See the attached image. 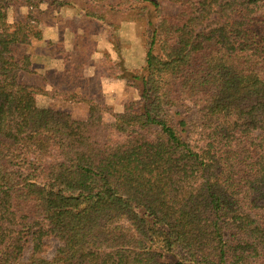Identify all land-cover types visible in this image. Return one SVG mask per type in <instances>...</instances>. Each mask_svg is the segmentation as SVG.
Here are the masks:
<instances>
[{
    "label": "trees",
    "instance_id": "1",
    "mask_svg": "<svg viewBox=\"0 0 264 264\" xmlns=\"http://www.w3.org/2000/svg\"><path fill=\"white\" fill-rule=\"evenodd\" d=\"M44 1L0 0V264H264V0L70 2L100 21L107 74L134 91L112 111L63 51L49 95L85 101L79 117L24 79L48 82ZM14 4L27 10L9 22ZM118 15L144 23L135 68Z\"/></svg>",
    "mask_w": 264,
    "mask_h": 264
},
{
    "label": "crops",
    "instance_id": "2",
    "mask_svg": "<svg viewBox=\"0 0 264 264\" xmlns=\"http://www.w3.org/2000/svg\"><path fill=\"white\" fill-rule=\"evenodd\" d=\"M65 1H68V3L55 7L54 4L48 5V1L45 0L39 7L43 12L39 16L40 41L42 45H45L41 62L43 74L46 78H48V75L56 74L57 79L54 81L59 82L65 65L61 52L72 54L77 51L81 54V75L87 78H97L99 81L100 102L110 106L112 111H120L122 105L117 107L119 104L116 103L118 102L116 97H120L119 95L125 93L127 89L124 79L109 77L107 73L97 72V68L99 69V66L103 64L104 55H108L111 60L116 58L115 50L108 41L106 30L95 17L84 13L86 7L75 10L74 5L70 2L75 3L76 0ZM90 10H94L92 6ZM118 23L115 35L124 54V64L128 68H135L142 61L143 40L138 41L137 39L134 40L133 36L130 37L134 41V45L137 48L139 47L140 55L136 58L129 48L121 46L119 40L123 36L120 30L125 27L134 30V27H136L135 21H129L126 17L120 16ZM82 42L85 43L82 44ZM51 71L52 73H49ZM83 103L85 104L83 110L85 109L86 113L87 104L84 101ZM72 115L75 117L80 116L77 114Z\"/></svg>",
    "mask_w": 264,
    "mask_h": 264
},
{
    "label": "rangeland",
    "instance_id": "3",
    "mask_svg": "<svg viewBox=\"0 0 264 264\" xmlns=\"http://www.w3.org/2000/svg\"><path fill=\"white\" fill-rule=\"evenodd\" d=\"M161 2L163 3V5L167 9H169V10L172 9V7L166 2V0H161ZM75 3H81V0H76ZM168 6H169V8H168ZM26 10L27 9L25 7L20 6L18 4H14L7 11V20L9 22H13L15 19H17L20 16H22L23 14H25ZM119 17L120 16L118 15V18ZM124 17H126V16H124ZM135 23H136V27H134V30H129L127 27H125L124 29L120 30V32L122 33L123 36L120 37L119 40H120L121 46L123 45V47L129 48L130 51L133 52V55H135L136 58H138L139 55H140L139 47L137 48V46L134 45V41L132 39H130V37L133 36L134 40L135 39H137L138 41L143 40V42H144L145 27H144V23L142 21H135ZM33 46H34V48L35 47L40 48L39 53L40 52L43 53V51L45 49V45H41V43L39 45H37L36 42H35ZM69 55H70L69 60L71 61L70 67L72 68L70 72H71V74H73L74 71H77L78 68H79L78 64L80 63V59H79L77 54H69ZM37 60L40 63L42 62L41 54L39 55V58ZM108 64H109V62L107 61L106 58H104L103 64L100 67L99 71L102 72V73H107L108 72ZM49 73H52V71L49 72ZM47 74H48V72H47ZM76 74H78V73H76ZM72 76H74V75H72ZM24 79L26 80V82H28L30 84H34V86L36 88L41 89L35 95V100H36V102L38 104H40V105H48L50 103V104L54 105L56 108H60V109L65 108V110H68L70 112V114H77V115H80V116H82L85 113V109L83 110V106H85V104L83 102H74L73 100L69 101V100H66V99H63V98H50L49 94H50L51 91H50L49 83L50 82H55L54 80L57 79L56 74L55 75H48V78H46V80L48 82H45L44 80H41L38 76H35V75H28ZM78 82H79L78 79L74 80V84L77 85ZM61 85H63V84L61 83ZM83 86H84L85 89H87L90 92H92V94L89 93L88 96L92 95V97L97 98V100H99V101L101 100V95L99 93L100 92L99 81H98L97 78L88 79V83L87 82L84 83ZM75 90H77L76 87L74 88V92H75ZM133 93H134V91L132 89H128L127 88L125 93H121V95H119L120 97H116L117 98L116 101H118L116 103L119 104L117 107L121 106L124 101L128 100L129 98H131L134 95ZM102 117H103V121L104 122H112L113 121V117H112L110 112H104ZM47 242H49V244H50V249L48 250L47 253L50 254L52 249L56 245V242L52 238H48Z\"/></svg>",
    "mask_w": 264,
    "mask_h": 264
}]
</instances>
